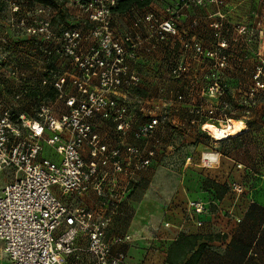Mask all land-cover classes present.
<instances>
[{
	"label": "built area",
	"instance_id": "2783aa9c",
	"mask_svg": "<svg viewBox=\"0 0 264 264\" xmlns=\"http://www.w3.org/2000/svg\"><path fill=\"white\" fill-rule=\"evenodd\" d=\"M258 1L261 9L234 23L221 12L227 0H176L165 19L149 12L119 34L113 13L118 0H59L56 6L0 0V260L70 264L84 255L91 264H135L115 250L132 244L131 235L109 237V230L135 178L166 150L159 129L181 109L192 119L180 126H197L213 143L223 141L215 132H225V140L237 136L227 134L236 120L235 101L220 75L235 66L236 49L249 52L255 41L256 64L246 66L245 56L240 66L251 81L238 100L246 111L240 133L249 108L264 98V0ZM210 5L219 20L213 48L206 50L181 36L179 25L184 11ZM174 38L181 54L165 65L173 80L184 79L189 59L210 63L196 103L178 92L174 106L143 93L135 67L140 55L165 49ZM52 90L54 99L48 97ZM100 122L109 133L99 131ZM47 149L58 160L43 156ZM91 194L94 206L80 203ZM187 207L203 214L207 205L190 200Z\"/></svg>",
	"mask_w": 264,
	"mask_h": 264
},
{
	"label": "crops",
	"instance_id": "0c3cea01",
	"mask_svg": "<svg viewBox=\"0 0 264 264\" xmlns=\"http://www.w3.org/2000/svg\"><path fill=\"white\" fill-rule=\"evenodd\" d=\"M175 1L176 0H154L147 9L133 10L126 15L115 14L114 26L119 34H124L131 29L132 22L135 19L146 15V13L151 12L165 19L168 16L166 14V8L174 5ZM227 3L228 4L221 9V12L226 13L229 20L234 23L247 19L252 10L261 9V4H259L258 0H227ZM217 11V7L213 5L207 8L188 9L184 11L180 19V35L185 38H195L199 40L206 50L212 49L215 33L213 25L219 20ZM173 41L172 43L174 44L176 42L175 38ZM173 44L151 55L142 53L140 59L136 63V70L143 78V85L167 86L169 83L171 85L173 83L180 84L185 87L183 94L187 97V100L188 96L192 97L195 91L196 97L190 100L192 102L188 101V103H196L198 102L197 89L199 87V82L208 75L210 63L209 61L198 62L194 59H189V71L184 79L181 81L173 80L166 69V61L171 56H179L182 46L180 43ZM252 48L251 51L245 53L236 49V56L234 58L235 66L229 68L220 75L224 85L229 87V97L236 103L245 93L240 87L247 86L251 82L249 75H244L245 73L240 70V66L245 56H247V59L244 61L246 66L252 68L254 64H256L254 53L260 48L255 45H253ZM171 94L173 95V91H171ZM145 95L155 97L156 99L162 98L159 91L155 94ZM179 114L182 115L181 109ZM173 120L179 124L185 122L184 118L178 119L176 115L173 116ZM236 121L244 125L243 121ZM191 129L199 133L197 126H191ZM99 131L102 133H109V125L100 122ZM245 131H249V127H246ZM168 134L169 130L166 127L162 126L159 129L158 135L163 139L167 147L169 146L166 145L165 141L167 140L166 137ZM129 141L134 144L136 143L133 137H130ZM43 156L58 160L57 155L48 149L44 152ZM205 156L218 157L216 160V164H218L216 170L219 169L220 171L217 179L222 183L229 182V192L223 201L215 202L218 213L209 219V223L205 224L203 228H198L195 220H190L189 217L184 216L183 211H174L168 219L162 220L160 223L158 222L159 219H157L158 223H156L154 231L150 236L146 234L148 224L142 228L140 234L137 232L140 224L135 223L134 229L131 231L139 237L135 236L132 244L116 247L115 250H123L126 252L132 263L135 264H167L166 259L168 250L181 232L209 235L214 233L218 235L221 234L222 236L221 240L213 243L214 248L220 252V256L225 257L227 251L233 252L232 254L235 260L233 259L230 261L231 264H239V257L241 254L246 255L244 264H264V164L262 165V174L248 175L244 173V170L252 161L246 157L240 160H234V158L226 159L222 157L221 154L212 153L206 154ZM255 162L257 164L259 160L255 159ZM149 172L139 174V176L135 178V181L138 182L148 178ZM243 183L252 184H247V187H243ZM240 188L241 193L238 192ZM200 189V187L198 190L195 189L197 193L190 192L191 200H200L206 196ZM55 190L56 192L58 191L57 189ZM96 202L97 197L91 194L89 198L80 203L87 207H92ZM132 203L131 200H127L123 204L120 212L121 214L115 218L111 225L109 237L122 235L119 233L120 224L121 221L123 222L122 218L124 215L132 208ZM152 204L155 205V201L152 202ZM166 224H168V226H166ZM79 245L85 248L87 246L86 239H80ZM80 257L81 259L79 260L71 259L72 262H70V264H91V261L84 255Z\"/></svg>",
	"mask_w": 264,
	"mask_h": 264
},
{
	"label": "rangeland",
	"instance_id": "374dc122",
	"mask_svg": "<svg viewBox=\"0 0 264 264\" xmlns=\"http://www.w3.org/2000/svg\"><path fill=\"white\" fill-rule=\"evenodd\" d=\"M258 46L257 41L254 42ZM243 74V73H242ZM245 75V74H244ZM173 82V81H169ZM249 85L241 86L243 92H246ZM185 87L180 84L169 83L161 86L143 85L142 90L144 94H155L159 91L161 97L176 105L175 94L183 93ZM224 88L230 92L228 86ZM173 91V95L171 94ZM196 97V92L188 96V101ZM9 103V102H8ZM8 103H3L7 105ZM24 103L21 104V107ZM25 107V106H24ZM233 115L236 120H244L246 114L244 106H241L239 101L234 102ZM250 114L245 119L246 126L251 129L249 145L251 151L256 150L254 156L264 155V98L259 97L258 102L252 108H249ZM176 118H187L186 112L182 115L174 114ZM180 116V117H179ZM172 130L166 137V154H163L154 168L149 172V177L138 185L136 189V196L133 198L132 208L130 209L126 223L119 231L122 235H131L135 239L136 234L131 230L134 229V224H140V233L142 228L147 225V235H152L156 223L168 219L174 211L181 212L185 202L190 197V192H196L201 188L202 183L207 179L215 177L216 161L205 159L206 154H221L226 153L229 155L230 146L213 143L206 135L199 134L193 131L191 126H180L178 122L170 124ZM254 152V151H253ZM220 168V166H219ZM3 181H0L2 184ZM196 189V190H195ZM201 190V189H200ZM155 201V205L152 202ZM214 210V209H213ZM157 219L158 222H157ZM133 226V227H132ZM141 226V227H140ZM138 233V234H139ZM149 233V234H148ZM141 234V233H140ZM121 236V235H117ZM139 237V236H136ZM0 264H9L7 260H0Z\"/></svg>",
	"mask_w": 264,
	"mask_h": 264
},
{
	"label": "trees",
	"instance_id": "16d2710c",
	"mask_svg": "<svg viewBox=\"0 0 264 264\" xmlns=\"http://www.w3.org/2000/svg\"><path fill=\"white\" fill-rule=\"evenodd\" d=\"M44 5L48 6H56L59 0H36ZM152 1L154 0H118V3L116 7L113 9V13L116 15H126L131 13L133 10H143L150 7ZM66 14L62 13V20H65ZM54 91H50L48 93V97L54 99ZM182 112H186L185 110ZM188 115V114H187ZM186 119H192L191 117H187ZM172 126L168 124L166 128L168 130H172ZM250 132L251 129L249 128V131H244L240 133L239 135L228 138L227 140H223L219 142L221 145H227L228 143H232L230 146V153L227 155L226 153H222V157L226 159H233L234 160H240L243 157H246L247 159H250L252 163L250 162V165L246 166V169L244 170L245 174L248 175H260L263 173L262 168L264 164V155L263 156H254V153H256V150L251 151V147L249 145L250 142ZM199 134H203L199 130ZM209 138V137H208ZM210 140V139H209ZM251 143V142H250ZM164 154L167 153V151L163 150ZM242 155H241V154ZM242 156V157H241ZM256 160H259V162L256 164ZM261 164V165H258ZM219 169L215 170V177L213 179H207L202 183L201 185V191L205 193V197L200 199L199 201H203L206 203V212L203 214H194V213H188L187 212V204L188 201L191 200V197L187 199L185 202V205L183 207V214L184 216L189 217L191 220H195L196 225L198 228H203L205 224L209 223V219H211L212 216L216 215L218 213L217 205L215 202H221L224 200L225 196L229 192V186L228 183H222L218 181V175H219ZM224 173V172H223ZM147 179V178H146ZM145 180V179H143ZM143 180L141 181H134L133 183V190L128 201L131 200L133 202V198L136 196V189L138 185H140ZM247 184L251 185L252 183H243V187H247ZM126 200V201H127ZM214 209V210H213ZM127 212L123 219V222L121 221V227L125 225L126 219L128 216ZM121 213H119L120 215ZM118 215V216H119ZM117 216V217H118ZM116 217V218H117ZM115 220V219H114ZM198 224H201L199 226ZM179 237L176 238V240L172 243L170 246L168 253H167V264H231L230 261H232L235 257L233 256V252H226L225 257L220 256V252H218L214 246L213 243L215 241L221 240L222 236L221 234H189L187 232H181ZM245 254H241L239 257V264H244L245 262ZM233 257V258H232ZM235 260V259H234ZM237 260V259H236ZM238 262V260H237Z\"/></svg>",
	"mask_w": 264,
	"mask_h": 264
},
{
	"label": "bare ground",
	"instance_id": "6f19581e",
	"mask_svg": "<svg viewBox=\"0 0 264 264\" xmlns=\"http://www.w3.org/2000/svg\"><path fill=\"white\" fill-rule=\"evenodd\" d=\"M232 124L234 125V128H233V130L232 131H230L229 133H227L228 135L230 134V135H233V136H235V135H237V134H239L240 133V131H242L244 128H245V126L243 125V127H240L238 130H236L237 129V125H240L241 123H239L238 121H236V120H233V122H232ZM207 129L208 130H214L213 128H211V127H207ZM225 136V135H224ZM223 136V137H224ZM231 136H229L228 138H230ZM227 138V139H228ZM219 140H225L224 138H222V137H220V138H218Z\"/></svg>",
	"mask_w": 264,
	"mask_h": 264
},
{
	"label": "clouds",
	"instance_id": "9594fccd",
	"mask_svg": "<svg viewBox=\"0 0 264 264\" xmlns=\"http://www.w3.org/2000/svg\"><path fill=\"white\" fill-rule=\"evenodd\" d=\"M240 127H243L242 124L237 125V129L238 130ZM215 132V130H213ZM215 135L217 138L223 137L225 135V132L221 131V132H215ZM205 159L207 160H211V161H216L218 159V157L216 156H205Z\"/></svg>",
	"mask_w": 264,
	"mask_h": 264
}]
</instances>
